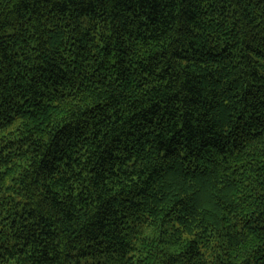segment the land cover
<instances>
[{"label":"trees","instance_id":"obj_1","mask_svg":"<svg viewBox=\"0 0 264 264\" xmlns=\"http://www.w3.org/2000/svg\"><path fill=\"white\" fill-rule=\"evenodd\" d=\"M0 264H264V0H0Z\"/></svg>","mask_w":264,"mask_h":264}]
</instances>
